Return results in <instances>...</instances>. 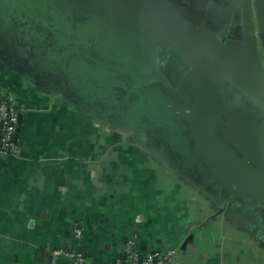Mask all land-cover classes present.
Here are the masks:
<instances>
[{"label":"crops","instance_id":"crops-1","mask_svg":"<svg viewBox=\"0 0 264 264\" xmlns=\"http://www.w3.org/2000/svg\"><path fill=\"white\" fill-rule=\"evenodd\" d=\"M163 1L216 52L244 55L245 0ZM46 2L0 0V39L32 38L35 54L52 58L31 65L30 76L0 57V89L23 115L18 151L0 157V264L67 262L64 256L54 262L57 248L81 250L90 264H112L131 238L143 252L176 249V264H264V204L211 177L194 145L172 136L151 84L137 93L128 75L88 70L77 51L62 55L70 43L63 38L68 43L56 46L50 20L28 13ZM251 6L262 57L264 0ZM87 14L95 25L103 19ZM28 21L41 30L23 33ZM108 77L112 94L102 97L100 80ZM233 93L242 98L240 107L247 102L240 89ZM231 96L219 91V109H229L232 121L254 113L228 108Z\"/></svg>","mask_w":264,"mask_h":264},{"label":"water","instance_id":"water-1","mask_svg":"<svg viewBox=\"0 0 264 264\" xmlns=\"http://www.w3.org/2000/svg\"><path fill=\"white\" fill-rule=\"evenodd\" d=\"M89 1H92L94 5L101 4L106 7L108 13L120 14L121 19L133 25L132 28L134 27L133 30L138 37L142 36L148 46L154 48L158 44L163 47L164 42L171 46V49L176 51L173 53L183 66L184 80L179 87H176L170 72H168L170 77L162 74L157 63L158 55L155 59L153 58L154 68H156V73H153L148 66V51H142L137 58L132 53V48L126 46V42L129 44L136 40L132 38L131 31L120 34L119 30H115L112 33L109 32L107 39L104 35L102 39V35L93 31L95 20L91 18L85 22L86 24H82L81 21L74 26L66 25L70 20L69 17L64 18L65 27L57 23L64 32L58 33L52 30L59 35L56 46H65L68 42L66 43L63 38L71 37L70 34H73L75 38L72 43L69 42L71 44L67 46L69 50L64 51L62 55L73 51L87 54L92 65L84 61L82 63L88 70L92 68L97 73L118 72L123 78H127L124 76L128 75L129 79L134 80L133 88L137 93H142L143 87L149 86L156 80V83L151 84V88H154L152 90H155L164 103L167 117H169L166 125L174 129V132H170L172 136L181 138L186 142L185 145L188 144L187 146L194 145L198 152L197 156H202V159L208 163L211 177L226 183L239 193L249 194L264 204V167L254 168L249 162L251 158L264 166V69L258 40L253 29L252 0H245L242 4L245 53L233 58L229 57L226 51L222 54L216 52L214 46L205 40L197 28L163 0ZM64 34H67V37ZM82 37L85 42L83 47L91 43V48L87 51L81 50L80 38ZM95 38L99 40L96 41ZM261 38L264 46V27ZM60 52L58 51V55ZM99 78L101 79L100 76ZM224 79H228L234 88L240 89L246 95L248 100L239 108L241 112L252 110L253 114L250 113L245 119L235 122L229 118V116L232 118L229 109L223 113L224 111L218 108L219 87L226 85ZM100 81L103 84L100 89L101 96L111 95L112 91L108 89L114 78L108 77L107 80ZM99 92L98 90L97 95ZM249 101L254 106L248 104ZM22 122L23 115L20 114L19 126L14 135L15 141H18ZM222 136L239 152L241 147H245L247 153L241 156L234 152L230 146L222 143ZM191 238L192 235L186 243ZM51 260L53 261V255ZM94 264L97 263L94 262Z\"/></svg>","mask_w":264,"mask_h":264},{"label":"flooded vegetation","instance_id":"flooded-vegetation-1","mask_svg":"<svg viewBox=\"0 0 264 264\" xmlns=\"http://www.w3.org/2000/svg\"><path fill=\"white\" fill-rule=\"evenodd\" d=\"M34 1L36 3L38 1V3H37L38 6L42 2L44 3L47 1L46 6H45L46 8L43 9L41 7H38V6L31 7V9L28 10V13H32V15H33L32 11L34 10V13H35V11H37L39 18L42 19V17H44L43 18L44 20H47V19L50 20L51 22L47 21L49 23V26L51 25L50 27L52 28V30L53 31L56 30V32H58V33L64 32L61 29V27L57 26V23H59V25L61 24L60 26L65 27L64 18L66 19L67 17H69V19H70L68 21V23L66 24L67 26H68V24L70 26H74L76 23L80 24L81 21H82V24H84L87 20H89L87 13H90L89 15H91L93 12L97 15H100V17L101 16L103 17L101 22L96 23L95 29H93V31L97 32L98 30H104L106 33H109V31L114 32L115 30H119L120 34L121 33L126 34V32L131 31L132 32L131 33L132 38H136V40L134 39V41L132 43H129V44H128V42H126L125 43L126 46L127 47L129 46V48L130 47L132 48V50H133L132 53L135 54L137 58L142 53V51H144V50L148 51V53H147V55L149 57L148 66L150 67L151 71L154 70V71H152L153 73H156V68H154V64H153V61H154L153 58L155 57L154 52H155L156 48H159L158 49V51H159L158 61L160 58V62H158V67L160 69V72L162 74L164 73L168 77H170V74L168 73V72H170L172 74L171 77H173V81L176 83V84H174V85H176V87H179V85L184 80L185 73L183 71V66L178 61V58L176 57V55L173 53L175 50L171 49V46L166 44V42H164L163 47L159 46L158 44L154 48L148 46V44L146 43V41L144 40V38L142 36L138 37V35L136 34V31L133 30L134 27L132 28L133 25L130 24L129 22H127V20L121 19L122 16L120 14L108 13V10L106 7L102 6L101 4L94 5V3H92V1H89V0H46V1L45 0H34ZM53 1H55V3H53ZM98 19L100 20V18H98ZM36 20H38V19H36ZM55 21L57 23H55ZM54 24H55V26H54ZM37 25H35V26L31 25L29 21L25 22L23 25V28H22L23 33H29L30 34L32 32L33 33L36 32V30H37V32H38V30L40 31L41 28L39 25L38 26ZM88 28H90V27H88ZM41 34H45V32H42ZM70 35H71V37H73V34H70ZM71 37H69V38L67 37L64 39H66L68 42L72 43L75 40V38L73 37L71 39ZM31 39L32 38H28V37L23 38L22 37L21 40L15 41L16 43H14V41H11L8 38L0 39V55L3 58H5L9 63L14 64L15 66H18L21 71L26 72L29 75L31 74L30 70H29V67H31V65H34V64L35 65L36 64L45 65V64H43L44 60L46 62H48V61L51 62V59H52L51 55L47 54V52H46L47 55L45 54L44 57H41V58L38 57L35 54V52L37 51L35 49L38 47V43H35V42L33 44L29 43V42H32ZM42 39L44 42L46 40L56 41L54 38L48 39V38H46V36H44V38H42ZM6 43L10 46L7 47L5 45ZM83 43H85V42H84L83 37H82V38H80V45H82L81 50L87 51L88 48L89 49L91 48L90 47L91 43L89 44V46H85V47H83L84 46ZM16 46H17V48H15ZM133 48H135V50ZM89 51H91V50H89ZM79 53L81 54V57L83 58V61L86 64L91 63L89 61V56L87 54H83L82 52H79ZM40 61H42V62H40ZM128 80H130V79H128ZM224 81H225V84L227 86L226 85L220 86L219 91L220 92H226L228 95L233 94V96L230 97L233 101L230 100L231 102L228 104V108L234 109L238 105L240 107V102L243 101L242 98L233 93L235 91V88L233 86H231L230 83H228V79H224ZM153 82L155 83L157 81L156 80L152 81L150 84H152ZM183 93H184V91H183ZM219 107L221 108V105H219L218 108ZM233 116H234V114H232V117ZM233 119L235 120V118H233ZM222 143L230 146L233 149V151L238 153L239 155H241V156L245 155V154H241L231 144H229L223 136H222ZM163 151L165 152V154L167 156V154L169 152L168 149H164ZM249 159H250L249 162L254 166V168L260 169L261 167L262 168L264 167L263 165H261V163L259 161H255L251 158H249Z\"/></svg>","mask_w":264,"mask_h":264},{"label":"built area","instance_id":"built-area-1","mask_svg":"<svg viewBox=\"0 0 264 264\" xmlns=\"http://www.w3.org/2000/svg\"><path fill=\"white\" fill-rule=\"evenodd\" d=\"M6 92L0 89V157H6L16 153L19 149L18 141L14 135L19 124V112ZM81 235V230H77ZM123 259L120 258L112 264H176L177 250L145 251L137 246V239L127 241L123 251ZM54 262L64 256L67 262L63 264H90L86 255L81 250L57 248L53 251Z\"/></svg>","mask_w":264,"mask_h":264},{"label":"rangeland","instance_id":"rangeland-1","mask_svg":"<svg viewBox=\"0 0 264 264\" xmlns=\"http://www.w3.org/2000/svg\"><path fill=\"white\" fill-rule=\"evenodd\" d=\"M261 58H262L263 69H264V56H262ZM248 104L254 106L253 103H251L250 101L248 102ZM251 111H252V110H251ZM249 112H250V111H249ZM242 113H243V115H246V114L248 113V111H246V112H242ZM236 145H238V144H236ZM240 147H241V146H240ZM240 153H241V154H246V153H247L246 148H245V147H241V149H240Z\"/></svg>","mask_w":264,"mask_h":264},{"label":"trees","instance_id":"trees-1","mask_svg":"<svg viewBox=\"0 0 264 264\" xmlns=\"http://www.w3.org/2000/svg\"><path fill=\"white\" fill-rule=\"evenodd\" d=\"M5 97H7V95H5ZM141 250V248H139ZM143 252V250H141ZM123 259V257H121Z\"/></svg>","mask_w":264,"mask_h":264}]
</instances>
